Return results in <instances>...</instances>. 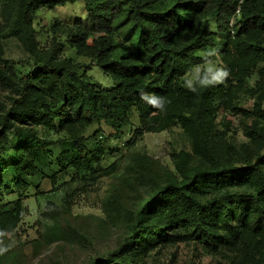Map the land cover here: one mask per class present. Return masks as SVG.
<instances>
[{
    "label": "trees",
    "instance_id": "obj_1",
    "mask_svg": "<svg viewBox=\"0 0 264 264\" xmlns=\"http://www.w3.org/2000/svg\"><path fill=\"white\" fill-rule=\"evenodd\" d=\"M66 4H82L85 19L76 18L70 26L53 23L48 46L35 50L36 15ZM119 27L126 28L128 47L124 56L118 57L115 34ZM218 37L220 58L229 76L236 84L243 83L264 63V0H0V46L13 39L29 55L18 81L13 78L12 65L6 67L9 73L0 71V82L14 86L19 93L16 103L20 107L1 118L0 149L12 154L8 164L0 162V191L5 169L11 167L21 177L34 173L49 149L48 143L25 129H14L13 123L70 134L74 140L64 144L56 167L79 174L91 172L104 151L99 144L89 148L84 138L76 137V129L96 125L97 132L108 128L111 137L117 138L133 115L141 121L161 111V102L153 105L141 98L142 93L164 100V104L176 100L194 105L196 118L180 117L179 122L194 124L202 147L212 156L198 118L204 99L210 100L213 90L193 91L180 79L199 60L197 54ZM65 46L99 68L111 85L103 87L92 81L85 73L86 65L61 60ZM223 90L222 86L216 90L221 99ZM253 113L264 121V109L257 106ZM248 138L264 148V128L257 123ZM203 183L218 191L213 200L196 205L193 223L204 239L214 246L236 245L244 264H264V255L258 256L253 248L257 238L264 250V154L243 167L225 164L184 176L181 184L160 189L150 198L153 206L149 213L168 212L171 204L189 199V193L200 190ZM9 215L0 207V222L7 221ZM175 218L166 214L153 226V232L162 235L168 226L176 225ZM214 229L225 234H213ZM124 254L122 247L111 257L121 259ZM102 264L126 263L107 260Z\"/></svg>",
    "mask_w": 264,
    "mask_h": 264
},
{
    "label": "rangeland",
    "instance_id": "obj_2",
    "mask_svg": "<svg viewBox=\"0 0 264 264\" xmlns=\"http://www.w3.org/2000/svg\"><path fill=\"white\" fill-rule=\"evenodd\" d=\"M85 15L82 4L39 12L33 21L35 50L48 46L53 23L70 26L76 18L85 19ZM126 33V28L119 27L115 34L118 57L127 50ZM219 41L218 37L205 52H199V60L180 79L188 88L213 90L211 99H204L198 118L212 156L202 147L194 124L179 122L180 117L196 118L194 105L176 100L169 104L160 101L161 111L141 121L133 115L117 138L111 137L108 128L97 132L96 125L76 129V137L84 138L89 148L99 144L104 151L93 170L82 174L56 167L55 160L64 144L74 140L70 134L37 126L19 127L12 122L14 129L35 134L49 144V149L45 159L35 165L34 173L21 177L11 167L3 172L0 207L10 215L0 222V264H102L107 260L126 264H244L236 245H211L193 223L196 205L218 196L209 184L203 183L200 190L189 193V199L171 204L168 212L149 213L153 206L150 198L160 189L181 184L184 176L223 168L225 164L243 167L264 154V148L248 138L256 123L264 128V121L253 113L257 106L264 109V63L257 65L241 84L228 74L207 87L200 85L201 80L212 79L219 69H226ZM59 58L86 65L85 73L92 81L103 87L111 85L99 68L76 56L68 46ZM28 60L29 55L17 41L7 39L1 43V72L9 73L6 67L12 65L13 78L18 81ZM220 86L224 88L222 99L216 91ZM18 98L14 86L0 82V125L3 115L20 108ZM11 154L0 149V162L8 164ZM16 157L19 163V154ZM166 214L176 216V225L168 226L158 236L153 226ZM211 232L225 234L221 229ZM259 242L253 239V248L262 256ZM122 247L124 256L112 258L111 254Z\"/></svg>",
    "mask_w": 264,
    "mask_h": 264
},
{
    "label": "clouds",
    "instance_id": "obj_3",
    "mask_svg": "<svg viewBox=\"0 0 264 264\" xmlns=\"http://www.w3.org/2000/svg\"><path fill=\"white\" fill-rule=\"evenodd\" d=\"M213 52H214V50H213ZM227 75H228V71L226 69L221 68V69H219L218 74L214 78L201 80L200 81V85L203 86V87H207V86H209L211 84L219 82L222 77H226ZM189 87L191 88V86H189ZM191 90L195 91L194 88H192ZM141 98L145 99V100H148L153 105H157V104L160 103L159 98H157L155 96L150 97L146 93H142L141 94ZM0 251H3V249H0Z\"/></svg>",
    "mask_w": 264,
    "mask_h": 264
},
{
    "label": "built area",
    "instance_id": "obj_4",
    "mask_svg": "<svg viewBox=\"0 0 264 264\" xmlns=\"http://www.w3.org/2000/svg\"><path fill=\"white\" fill-rule=\"evenodd\" d=\"M232 24H233V19L230 21L229 23V27L232 28Z\"/></svg>",
    "mask_w": 264,
    "mask_h": 264
}]
</instances>
